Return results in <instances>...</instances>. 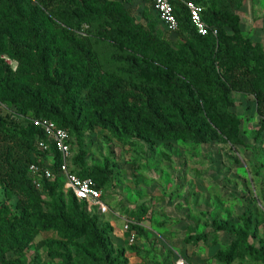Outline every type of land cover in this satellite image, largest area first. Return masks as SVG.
Here are the masks:
<instances>
[{"label": "trees", "instance_id": "trees-1", "mask_svg": "<svg viewBox=\"0 0 264 264\" xmlns=\"http://www.w3.org/2000/svg\"><path fill=\"white\" fill-rule=\"evenodd\" d=\"M136 1L0 0V103L66 129L78 150L71 170L102 190L111 177L109 163L83 165L84 136L97 127L121 143L134 144L130 134L188 140L193 148L217 141L235 146L242 144L241 123L230 107L232 92H239L255 100L259 136L264 128V47L241 30L244 0L208 1L203 18L216 27L215 36L198 34L185 6L174 4L178 40L159 26L150 0H139V19ZM102 43L112 50L106 58L97 50ZM14 119L0 110V187L16 196L14 213L0 204V264H26L28 250L34 252L30 264H39L41 247L60 264H128L125 247L113 244V226L64 190L60 155L51 145L55 177L42 179L40 188L31 182L28 165L44 158L35 142L48 140L32 122L11 126ZM141 208L129 214L141 217L147 212ZM254 220L247 212L237 226L212 222L211 232L233 237L217 251L219 262L243 257L264 264V239L257 238ZM44 231L57 236L36 241ZM130 231L145 236L138 225Z\"/></svg>", "mask_w": 264, "mask_h": 264}, {"label": "rangeland", "instance_id": "rangeland-1", "mask_svg": "<svg viewBox=\"0 0 264 264\" xmlns=\"http://www.w3.org/2000/svg\"><path fill=\"white\" fill-rule=\"evenodd\" d=\"M135 4L141 19L139 6L142 2L138 0ZM238 14L243 34L264 47V0H244ZM169 36L178 40L175 33H169ZM97 50L103 58L112 52L104 43ZM231 95L230 111L241 123L242 144L235 146L217 141L193 148V142L188 140L146 141L130 134L127 138L134 144L121 143L98 127L84 136L86 156L83 165L101 167L105 162L109 163L111 177L103 189L109 211L101 215L110 224L114 223L113 231L122 232L121 239L113 235L112 241L115 247H125L128 264H159L163 261L175 264L178 258L185 264H225L215 255L233 237L223 232H211L212 222L228 220L237 226L240 215L247 212L255 217L257 238L264 239V128L259 136L257 130L261 119L254 98L239 92ZM14 120L15 123H9L11 126L26 122L19 118ZM70 139L73 165L78 150L74 136L70 135ZM130 187L134 194L129 193ZM131 196L133 199H129ZM15 201L14 194L0 187V204L6 202L14 213ZM141 207L147 209L143 216L129 214L136 213ZM87 209L98 212L92 206ZM126 222L141 227L145 236L137 234L135 238L130 227L124 231ZM132 235L134 240L130 242ZM202 235L204 237H198ZM56 236L53 231H44L36 241ZM189 237L190 241H187ZM130 246H136L141 254H135ZM37 253L39 264H60V261L48 258L46 247H41ZM7 255L13 257L11 253ZM33 255L32 250L27 251L26 264H30ZM230 264L259 263L238 257Z\"/></svg>", "mask_w": 264, "mask_h": 264}, {"label": "built area", "instance_id": "built-area-1", "mask_svg": "<svg viewBox=\"0 0 264 264\" xmlns=\"http://www.w3.org/2000/svg\"><path fill=\"white\" fill-rule=\"evenodd\" d=\"M156 14V18L161 26L173 33L178 28V20L174 14V4L179 3L185 6L188 18L200 35H216L217 29L209 25L203 18V11L206 9L209 0H150ZM6 62L15 69V62L4 56ZM0 110L3 113L12 116H18L22 121L32 122L34 126L40 129L47 141L39 140L35 142V149L43 153L44 158L39 162H31L27 168V175L36 188L41 187V180H53L55 177L51 166L55 160L50 153V145L59 153L60 161L57 164V176L63 183L65 191H71L78 200L86 201L90 206L96 208L100 213L109 211L108 204L102 198V189L98 188L96 182L88 176L81 177L71 170V144L70 134L66 129L59 127L52 120L47 118H34L33 116H24L15 114L5 105L0 103ZM130 224L126 222L123 226L124 231L129 230ZM130 242L134 240V235L130 236ZM175 264H185L183 259L178 258Z\"/></svg>", "mask_w": 264, "mask_h": 264}, {"label": "crops", "instance_id": "crops-1", "mask_svg": "<svg viewBox=\"0 0 264 264\" xmlns=\"http://www.w3.org/2000/svg\"><path fill=\"white\" fill-rule=\"evenodd\" d=\"M152 185L155 186V185H157V184H152ZM125 188H127V187H124V189H125ZM128 190H129V193H133V194H134V192H135V191L133 190V188H131V187L128 188ZM127 197H128V196H127ZM133 197H134V196H131L129 199H133ZM102 198H103V200L107 203V200H106V196H105V192H104V190H102ZM119 198H122V197L120 196ZM127 200H128V199H127ZM107 204H108V203H107ZM111 225H114V223L111 222ZM51 234H52V233H51ZM51 234H50V235H51ZM113 235H115L116 238L118 237V240L121 239V238L123 237L122 232H118V233H116V232H115V229H114V231H113Z\"/></svg>", "mask_w": 264, "mask_h": 264}]
</instances>
